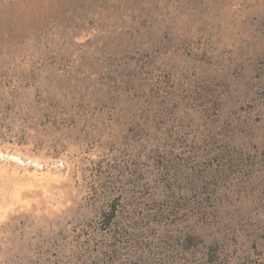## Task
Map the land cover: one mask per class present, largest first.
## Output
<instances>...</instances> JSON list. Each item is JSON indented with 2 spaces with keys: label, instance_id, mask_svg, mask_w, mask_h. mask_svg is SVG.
<instances>
[{
  "label": "rangeland",
  "instance_id": "rangeland-1",
  "mask_svg": "<svg viewBox=\"0 0 264 264\" xmlns=\"http://www.w3.org/2000/svg\"><path fill=\"white\" fill-rule=\"evenodd\" d=\"M0 264H264V0H0Z\"/></svg>",
  "mask_w": 264,
  "mask_h": 264
}]
</instances>
